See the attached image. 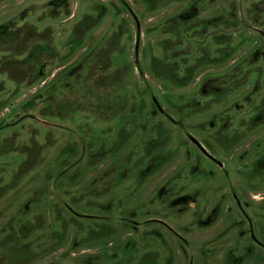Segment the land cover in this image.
<instances>
[{"label": "rangeland", "instance_id": "374dc122", "mask_svg": "<svg viewBox=\"0 0 264 264\" xmlns=\"http://www.w3.org/2000/svg\"><path fill=\"white\" fill-rule=\"evenodd\" d=\"M257 1L0 0V264H264Z\"/></svg>", "mask_w": 264, "mask_h": 264}, {"label": "trees", "instance_id": "16d2710c", "mask_svg": "<svg viewBox=\"0 0 264 264\" xmlns=\"http://www.w3.org/2000/svg\"><path fill=\"white\" fill-rule=\"evenodd\" d=\"M253 12H255L256 14L254 15V13ZM253 18H254V21L257 23V24H259V23H261V25H264V21L263 22H260V21H258V19L259 18H261L260 16H259V13L258 12H261V13H264V9L263 8H260V7H258V8H253ZM256 18V19H255Z\"/></svg>", "mask_w": 264, "mask_h": 264}, {"label": "flooded vegetation", "instance_id": "af4514ba", "mask_svg": "<svg viewBox=\"0 0 264 264\" xmlns=\"http://www.w3.org/2000/svg\"><path fill=\"white\" fill-rule=\"evenodd\" d=\"M253 8H258V7H260V8H263L264 9V0H258L256 3H254L253 4ZM256 14V13H255ZM223 20H224V18H222ZM252 19H254L253 17H252ZM256 19V18H255ZM216 20V19H215ZM264 21V20H263ZM221 21H219V23H220Z\"/></svg>", "mask_w": 264, "mask_h": 264}]
</instances>
